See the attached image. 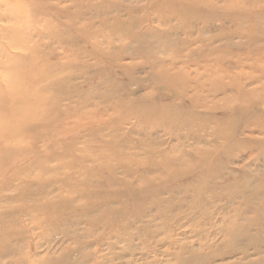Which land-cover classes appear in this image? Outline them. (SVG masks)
Instances as JSON below:
<instances>
[{"label": "rangeland", "instance_id": "1", "mask_svg": "<svg viewBox=\"0 0 264 264\" xmlns=\"http://www.w3.org/2000/svg\"><path fill=\"white\" fill-rule=\"evenodd\" d=\"M0 264H264V0H0Z\"/></svg>", "mask_w": 264, "mask_h": 264}, {"label": "bare ground", "instance_id": "2", "mask_svg": "<svg viewBox=\"0 0 264 264\" xmlns=\"http://www.w3.org/2000/svg\"><path fill=\"white\" fill-rule=\"evenodd\" d=\"M35 100H38V99H35ZM28 102V101H27ZM32 102V101H31ZM18 104V103H17ZM27 104V103H26Z\"/></svg>", "mask_w": 264, "mask_h": 264}]
</instances>
